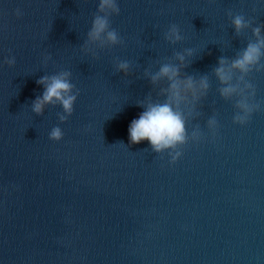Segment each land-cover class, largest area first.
<instances>
[{"label":"water","instance_id":"95a60500","mask_svg":"<svg viewBox=\"0 0 264 264\" xmlns=\"http://www.w3.org/2000/svg\"><path fill=\"white\" fill-rule=\"evenodd\" d=\"M98 2L0 0V62L16 58L0 68V264H264V110L233 124V101L211 72L253 39L250 30L236 37L226 12L264 23V0H118L111 26L127 47L94 60L79 46ZM171 24L185 37L176 45L164 40ZM185 48L194 51L183 72L209 76L202 114L187 126L198 123L205 139L169 164L147 140L130 144L128 128L144 111L136 102L157 98L144 68ZM115 57L132 75L114 74ZM60 70L80 89L62 124L60 106L30 108L44 91L37 79ZM249 79L264 102V72ZM214 113L215 138L206 127ZM54 126L59 142L48 138Z\"/></svg>","mask_w":264,"mask_h":264},{"label":"clouds","instance_id":"9594fccd","mask_svg":"<svg viewBox=\"0 0 264 264\" xmlns=\"http://www.w3.org/2000/svg\"><path fill=\"white\" fill-rule=\"evenodd\" d=\"M255 11L254 7L253 12ZM119 14L118 0H99L91 27L83 44L79 46L83 55L98 60L99 53L106 49L111 50L116 46L127 47L125 39L111 26V17ZM14 15L20 18L23 12L17 8ZM226 15L230 26L235 29L236 37L250 30L253 39L248 40L246 47L236 51L234 57H219L218 65L213 67L211 72L220 85L217 89L220 97L226 101H233L235 109L233 124L245 126L253 113L264 110V102L256 100V86L249 79L253 72H264V32H262L264 23H257L255 17H246L242 12L233 13L232 10H228ZM184 39L177 24L169 25L164 32V40L171 45L181 43ZM193 51L191 48L174 51L171 57L156 61L159 64L156 71L151 67L144 68L142 78L149 81L152 90L158 89L157 98L153 99L152 92H149L145 99L136 102L137 106L144 108V111L138 119L131 121L128 128L130 144H139L147 140L151 151L159 154L161 158L165 152L168 153L169 164H175L181 158L183 148L189 142L199 143L205 139V133L198 123L194 125L191 133L188 132L187 127L202 114L199 108L200 102L207 97L210 89L207 73L197 79L195 75H187L183 72L192 63L189 58L193 57ZM50 60H52L51 54L45 55L43 64L46 66ZM15 64V56L9 54L0 62V68L5 65L12 68ZM113 67L114 74L123 73L125 78L132 75V63L128 60L115 57ZM36 83L43 86L44 91L31 102L32 113L43 115L47 107L60 106L62 111L56 113L57 119L61 124L67 122L80 96V89L72 83V72L60 70L50 75L45 74L37 79ZM160 97L163 99L161 100ZM206 127L208 134L215 138L219 130L216 113L206 121ZM63 136V130L59 126H54L48 138L59 142ZM142 151L147 152L148 149Z\"/></svg>","mask_w":264,"mask_h":264}]
</instances>
